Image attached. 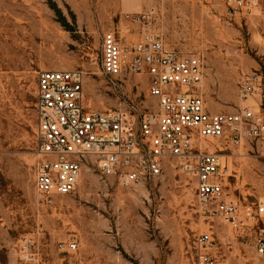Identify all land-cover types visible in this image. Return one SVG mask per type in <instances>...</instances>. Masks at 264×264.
<instances>
[{
    "label": "rangeland",
    "instance_id": "374dc122",
    "mask_svg": "<svg viewBox=\"0 0 264 264\" xmlns=\"http://www.w3.org/2000/svg\"><path fill=\"white\" fill-rule=\"evenodd\" d=\"M148 6L162 13L155 28L167 46L203 57L201 92L212 112L254 106L264 114V90L247 100L239 90L243 73L258 71L264 79V0L237 14L225 0H0V264H197L194 241L207 231V218L194 181L175 159L160 176L123 186L114 177L102 179L89 156L74 193L46 204L35 188L39 72L81 70L84 103L95 110L151 104L145 77L121 89L109 84L101 39L111 28L122 31V14ZM58 9L74 30L63 25ZM219 142L227 192L244 203L264 200V142ZM210 220L214 253L224 264L259 259L255 230L241 234ZM25 236L34 239L29 255L21 247ZM71 241L76 249L60 248Z\"/></svg>",
    "mask_w": 264,
    "mask_h": 264
},
{
    "label": "built area",
    "instance_id": "2783aa9c",
    "mask_svg": "<svg viewBox=\"0 0 264 264\" xmlns=\"http://www.w3.org/2000/svg\"><path fill=\"white\" fill-rule=\"evenodd\" d=\"M260 0H225L233 14L250 12ZM162 13L151 7L124 13L120 22L138 25L141 38L128 42L116 28L102 34V69L109 84L121 89L127 81L145 77L151 104H127L115 110H95L84 103L81 70L45 69L38 74L36 113L37 162L35 188L43 202L75 192L89 156L96 159L102 179L114 177L132 186L160 176L167 160L175 159L195 184L198 207L207 218V231L194 241L197 264H224L210 218L217 217L239 233L256 231L258 260L264 264V200L244 203L226 189L227 168L221 147L204 141L229 140L233 146L264 142V114L246 106L236 112H212L201 92L206 65L197 54H182L167 46L156 24ZM240 95H261L263 75L243 73ZM34 239L21 247L29 255ZM76 249V242L60 248Z\"/></svg>",
    "mask_w": 264,
    "mask_h": 264
},
{
    "label": "crops",
    "instance_id": "0c3cea01",
    "mask_svg": "<svg viewBox=\"0 0 264 264\" xmlns=\"http://www.w3.org/2000/svg\"><path fill=\"white\" fill-rule=\"evenodd\" d=\"M151 7H154V8H156V10H158L156 6H148L145 9H149ZM119 25H120V27H122V31L121 32H122V35H123V37H124V39L126 41H128V42H136V41L140 40V38H141V28H140V26L134 25V24L123 23V22H120V21H119ZM135 34L138 36L137 39H133V35H135ZM174 50H176V49H174ZM176 51H178V50H176ZM178 52H180V51H178ZM180 53H182V52H180ZM182 54H185V53H182ZM257 143H260V141H257ZM261 143H263V142H261ZM71 242H74V241H71ZM71 242H69V243H71Z\"/></svg>",
    "mask_w": 264,
    "mask_h": 264
},
{
    "label": "trees",
    "instance_id": "16d2710c",
    "mask_svg": "<svg viewBox=\"0 0 264 264\" xmlns=\"http://www.w3.org/2000/svg\"><path fill=\"white\" fill-rule=\"evenodd\" d=\"M53 4V5H52ZM51 6L53 8L56 9V6L54 5V3H51ZM58 12L60 13V15L62 16V23L63 25L68 28L69 30H74L73 27H71L70 23L68 22L67 18L63 15V12L61 9H58ZM71 16L73 17V19H75V15L71 12Z\"/></svg>",
    "mask_w": 264,
    "mask_h": 264
},
{
    "label": "bare ground",
    "instance_id": "6f19581e",
    "mask_svg": "<svg viewBox=\"0 0 264 264\" xmlns=\"http://www.w3.org/2000/svg\"><path fill=\"white\" fill-rule=\"evenodd\" d=\"M204 144L205 145H210L211 148H214V149L216 148V146L221 147L220 142H219L218 139L211 140V142L210 141H204ZM222 149H223V147H222Z\"/></svg>",
    "mask_w": 264,
    "mask_h": 264
}]
</instances>
